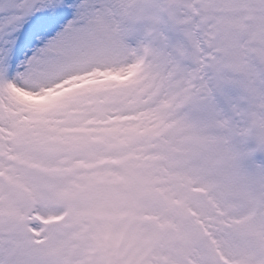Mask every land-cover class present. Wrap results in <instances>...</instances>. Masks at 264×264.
<instances>
[{
    "label": "snow or ice",
    "instance_id": "6c2138e0",
    "mask_svg": "<svg viewBox=\"0 0 264 264\" xmlns=\"http://www.w3.org/2000/svg\"><path fill=\"white\" fill-rule=\"evenodd\" d=\"M0 264H264V0H0Z\"/></svg>",
    "mask_w": 264,
    "mask_h": 264
}]
</instances>
